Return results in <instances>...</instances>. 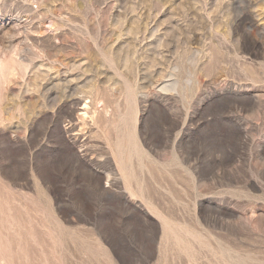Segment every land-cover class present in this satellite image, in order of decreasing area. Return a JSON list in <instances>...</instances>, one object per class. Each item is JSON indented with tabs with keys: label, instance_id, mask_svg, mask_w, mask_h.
<instances>
[{
	"label": "rangeland",
	"instance_id": "obj_1",
	"mask_svg": "<svg viewBox=\"0 0 264 264\" xmlns=\"http://www.w3.org/2000/svg\"><path fill=\"white\" fill-rule=\"evenodd\" d=\"M0 264H264V0H0Z\"/></svg>",
	"mask_w": 264,
	"mask_h": 264
},
{
	"label": "bare ground",
	"instance_id": "obj_2",
	"mask_svg": "<svg viewBox=\"0 0 264 264\" xmlns=\"http://www.w3.org/2000/svg\"><path fill=\"white\" fill-rule=\"evenodd\" d=\"M160 85H161V84H160ZM166 85H167V84H166ZM166 85H163V86H166ZM169 85H170V83H169ZM126 87H128V86H126ZM128 88H129V87H128ZM128 91H130V90H128ZM128 91H127V92H128ZM131 91H132V90H131ZM127 92H126V93H127ZM130 93H131V92H130ZM130 93H129V95H130ZM131 94H132V93H131ZM72 96H73V95H72ZM83 96H84V95H82V97H83ZM131 96H132V95H131ZM80 97H81V96H80ZM86 97H88V96H86ZM133 97H134V96H133ZM78 98H79V97H78ZM90 98L92 99L91 95H90ZM128 98L130 99V96H129ZM135 98H136V97H135ZM73 99L75 100V98H73ZM131 99H133V98H131ZM131 99H130V100H131ZM77 100H78V99H77ZM88 100H89V99H88ZM77 102H78V101H77ZM90 102H91V101H90ZM67 104H68V103H67ZM85 105H86V104H85ZM103 107H104V106H103ZM107 109H108V108H107ZM95 110H97V109H95ZM93 112H94V111H93ZM135 112H136V111H135ZM97 113H98V112H97ZM126 113H127V112H126ZM133 113H134V112H133ZM86 114H87V113H86ZM107 114H108V111L106 110V111H105V115H107ZM128 114H129V113H128ZM128 114H127V115H128ZM98 115H99V114H98ZM133 115H134V114H133ZM93 116H94V115H93ZM125 116H126V114H125ZM134 116H135V115H134ZM103 117H104V115H103ZM107 117H108V116H107ZM128 117H129V116H128ZM128 117H127V118H128ZM129 118H130V117H129ZM107 119H108V118H107ZM131 119H132V118H131ZM93 120H95V118H93ZM105 120H106V119H105ZM108 120H109V119H108ZM106 121H107V120H106ZM108 122H109V121H108ZM87 123H88V122H87ZM104 127H105V126H104ZM110 147H111V146H110ZM112 148H113V147H112ZM112 148H111V149H112ZM113 149H114V148H113ZM118 149H119V148H118ZM114 152H116V151L113 150V153H114ZM115 156H116V155H115Z\"/></svg>",
	"mask_w": 264,
	"mask_h": 264
},
{
	"label": "clouds",
	"instance_id": "obj_3",
	"mask_svg": "<svg viewBox=\"0 0 264 264\" xmlns=\"http://www.w3.org/2000/svg\"><path fill=\"white\" fill-rule=\"evenodd\" d=\"M11 55H12L13 57H15V55H16L15 51H13Z\"/></svg>",
	"mask_w": 264,
	"mask_h": 264
}]
</instances>
